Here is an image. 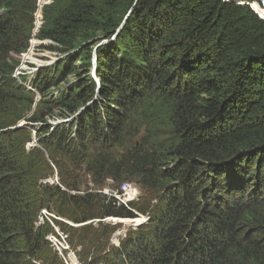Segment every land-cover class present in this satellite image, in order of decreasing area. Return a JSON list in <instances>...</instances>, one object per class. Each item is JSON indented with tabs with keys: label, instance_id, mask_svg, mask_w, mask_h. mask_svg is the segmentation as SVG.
I'll return each instance as SVG.
<instances>
[{
	"label": "trees",
	"instance_id": "16d2710c",
	"mask_svg": "<svg viewBox=\"0 0 264 264\" xmlns=\"http://www.w3.org/2000/svg\"><path fill=\"white\" fill-rule=\"evenodd\" d=\"M256 1L263 17L251 6ZM63 2L54 0L37 38L66 53L78 48L82 65L60 61L51 77L36 78L37 89L90 71L96 33L114 32L124 21L122 42L96 49L98 81L59 90L43 101L47 111L27 119L38 123L31 125L39 141L28 151V128L17 123L34 98L23 100L13 54L29 47L36 0H0V264H62L46 239L49 228L36 226L44 208L90 222L81 241L98 254L85 256L86 264H264L260 0ZM54 113L62 120L50 124ZM45 151L60 182L45 181L55 169ZM108 179L117 189L128 182L150 189L162 209L101 254L109 231L91 221L150 212L96 187Z\"/></svg>",
	"mask_w": 264,
	"mask_h": 264
},
{
	"label": "rangeland",
	"instance_id": "374dc122",
	"mask_svg": "<svg viewBox=\"0 0 264 264\" xmlns=\"http://www.w3.org/2000/svg\"><path fill=\"white\" fill-rule=\"evenodd\" d=\"M44 1H47V3L43 4L40 2V0H36V9L33 13V27L31 31L32 37L30 38V41H29V47L27 48L25 52H22L19 55L13 54V58H15V61H18L17 68L14 72L15 76H18L19 77L18 79H21V77L23 76L31 78V82H29V80L27 82H24L25 93H21V95L23 96V100H25V102L28 101L29 97L34 98V104L32 105L31 110L27 114H25V116L21 118L17 123V127L23 128L24 126H27L28 128V131H26V133H29L30 135L29 140L26 143V149L28 151L32 150L34 147L39 146V141H38L37 130L31 125V124H35L36 126L38 123L30 122L27 119L31 118L34 112L47 111V108H45L43 101H49L53 98V96H57L59 90H64L67 93H71L76 89L75 86L78 80H84V81L86 80L88 83H90L89 79L92 78L94 81H98V77L95 74L96 63H97L96 49H98V47L104 46L106 44H110L112 42H115V43L122 42L120 38L118 39L117 34L121 31L120 29L123 27L124 21L123 23H121V25L118 28H115L114 32H112V29H111L110 31L105 32V33H102V32L96 33L97 39H94L95 44L87 52V56H89V59L91 62L90 71H81L79 75H77L76 73L68 74L65 77L66 79H64V81H61L59 85H52L49 88H47L46 85H43L41 89L39 88L37 89L36 87L37 84L36 85L34 84L36 78H38V76H40L41 74H47L49 76L53 68L57 67L56 64H59L60 61L64 59L69 60V61L73 60L76 66L79 67L82 65L81 61L76 60L77 54H78L77 52L78 48L66 53L62 49H60L58 45H56L51 40L37 38V35L40 33V29L44 23L45 13L50 12V7L53 6V2H54V0H42V2ZM63 1L64 0H62V3H64ZM58 2H61V0H58ZM254 3H257L259 6H261L259 2L257 1L253 2L251 4L253 9H254L253 7ZM255 11L257 12V10ZM68 66H70L69 63H68ZM20 74L22 76H20ZM51 76L52 75H50V77ZM50 81L51 79L49 78V82ZM37 104H39L38 107H37ZM151 107L153 106H150L149 109ZM158 109L159 107H157V110ZM47 120L50 124H56L62 120V116L57 115V113H54V115H52ZM13 131L15 132L14 134L12 133L13 139L17 141L19 136L22 134V132L18 129L13 130ZM45 160L55 168L54 166L55 163H53L52 161V156L47 151H45ZM58 172H59L58 169L55 168L53 170V175L45 179V181L49 183L60 182L61 178ZM133 184L138 190V196L132 202H128L127 204L136 203L137 208L142 209V210H146V209L149 210L150 212H147V213L150 216H148L147 213L146 214L140 213L139 216L136 217L137 219L136 218L134 219L123 218L122 219V218L108 217L101 221L96 220L94 222H91V227L98 228L99 226H103L101 230L109 231L104 238V242H105L104 248L105 249L101 250V254H103L104 251H108L112 247L119 245L126 237L134 236L135 234H137L138 228H140V225L144 224L145 226V224H147L148 222L149 224H151L150 217L155 216L152 214V212L157 213V212H160L162 209V204H160L159 198L156 196L155 192L135 182ZM89 186L92 187L90 182H89ZM96 187L101 188L102 192L112 197L114 196V192L116 191L122 192V186L119 189H117L118 187L115 184H113L112 180L110 179L106 180L104 184L96 186ZM118 196L119 198H121V200L127 199L126 196H122V193L118 194ZM116 199L118 200V198ZM121 200L120 202H122ZM64 218L57 216L54 210H46V212H44V223L43 224H45L46 228H49V232L51 231L56 232V227H59L58 232L60 234L65 235L68 233L69 235L68 237H69L70 249L63 250V253L59 254V257L61 258V260H63L64 262H68L76 258V255L78 254H80V257L82 260L85 259V256L86 257L91 256L92 258H94L95 255L98 254L97 250L94 251V248H93L91 250L85 251L84 249L85 243L81 241V236H80L82 226L88 225L90 224V222L86 224H77V223H72L66 220L67 218L66 219ZM135 224H138V225H135ZM149 229L143 228L142 231H146V233L148 231V233H150ZM49 241L51 242L52 245H57L58 249H65V238L53 237V239H50ZM135 247L136 246L132 245L130 249H133ZM61 260L60 262L64 264ZM34 262L35 264H44L43 259L35 260Z\"/></svg>",
	"mask_w": 264,
	"mask_h": 264
},
{
	"label": "built area",
	"instance_id": "2783aa9c",
	"mask_svg": "<svg viewBox=\"0 0 264 264\" xmlns=\"http://www.w3.org/2000/svg\"><path fill=\"white\" fill-rule=\"evenodd\" d=\"M122 186V192H114V197L118 198V200L120 201L121 198H119L118 194L122 193V196H126L127 199L125 200H121L123 202V204L127 205L128 202H132L134 199L137 198L138 196V190L137 188L134 186L133 183H124L121 185ZM121 202V203H122ZM41 219L43 220V218L41 217ZM68 233L67 234H60L58 232V227H56V234H50L48 237H55V238H65V249H58L57 245H52L54 250L59 254L63 253V250H69L70 249V244H69V237H68ZM65 264H82L79 255H76V258L65 262Z\"/></svg>",
	"mask_w": 264,
	"mask_h": 264
},
{
	"label": "clouds",
	"instance_id": "9594fccd",
	"mask_svg": "<svg viewBox=\"0 0 264 264\" xmlns=\"http://www.w3.org/2000/svg\"><path fill=\"white\" fill-rule=\"evenodd\" d=\"M20 76H22L21 74H20ZM14 77H17V78H19L18 76H15V74H14ZM27 79V80H26ZM19 80V83H21L22 85H25L24 84V82H27L28 80H29V82H31V78L30 77H25V76H23V77H21V79H18ZM33 84V83H32ZM32 87V86H31ZM130 183V182H129ZM46 208H44V209H42L41 210V212H40V214H39V216H38V219H37V222H36V226H40V225H45V224H43L44 223V212H46ZM40 216L43 218V221H41L40 222ZM58 216V215H57ZM61 217V216H60ZM62 218H64V217H62ZM108 218V217H107ZM116 218V217H115ZM64 219H66V218H64ZM134 219V218H133ZM137 219V218H136ZM66 220H68V219H66ZM68 221H70V220H68ZM94 221H96V220H94ZM93 221V222H94ZM70 222H72V221H70ZM92 222V221H91ZM73 223V222H72ZM88 223V222H87ZM83 224H85V223H83ZM135 225H137V224H135ZM50 227H51V225H50ZM59 228V227H58ZM50 234H56V232H53V231H51V232H49L47 235H46V239L48 240V242H49V244H50V246H51V248L53 249V251L57 254V256H58V258L61 260V258L59 257V255H58V253L54 250V248H53V246H52V244H51V242L49 241V239H48V236L50 235ZM120 245V244H119ZM119 245H117V246H119ZM79 255V257H80V254H78ZM80 260H81V262H82V264H86L85 262H84V260H82L81 259V257H80ZM88 260L90 261V260H92V257L90 256L89 258H88ZM64 264H65V262L63 261V260H61ZM100 264H103V262H101ZM127 264H129V263H127Z\"/></svg>",
	"mask_w": 264,
	"mask_h": 264
},
{
	"label": "water",
	"instance_id": "95a60500",
	"mask_svg": "<svg viewBox=\"0 0 264 264\" xmlns=\"http://www.w3.org/2000/svg\"><path fill=\"white\" fill-rule=\"evenodd\" d=\"M262 7L264 8V0H261ZM260 15V14H259ZM260 17H263L260 15ZM145 221V220H144ZM138 225V224H137Z\"/></svg>",
	"mask_w": 264,
	"mask_h": 264
}]
</instances>
